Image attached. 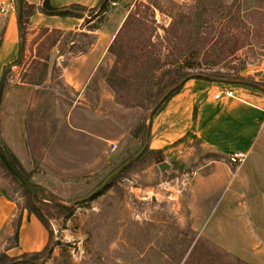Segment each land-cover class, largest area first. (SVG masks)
<instances>
[{
  "label": "rangeland",
  "instance_id": "rangeland-1",
  "mask_svg": "<svg viewBox=\"0 0 264 264\" xmlns=\"http://www.w3.org/2000/svg\"><path fill=\"white\" fill-rule=\"evenodd\" d=\"M11 3L16 12L15 1ZM103 3L102 11H80V16L85 22L93 21L90 29H99L112 16L109 32L118 29L109 34L113 38L101 69L80 73V91L74 92L62 81L60 68L50 71L40 63L23 71L22 58L18 65L14 61L4 78L5 82L19 72L21 79L37 84L27 118L39 149L36 153L40 154L57 131L60 116L69 112L68 131L58 132L51 151L60 154L62 150L63 166L46 168L60 173L59 182L43 187L41 182L50 174L44 168L16 167L25 182L43 189L34 195L51 237V252L28 260L30 264H233L217 257L210 245L219 248L217 242L230 245L239 241L253 251L260 243L264 0ZM137 4L142 5L134 11ZM128 10L129 24L117 35ZM56 39L61 51H70L68 42L72 40L73 51L86 52L95 37L59 33L51 34L47 43ZM186 76L221 78L222 82L211 81L234 91L238 103L261 107L258 127L246 140L251 149L243 151L241 165H230L228 152L214 151L193 135L164 152L147 149L152 116L183 86L186 81L181 84V80ZM47 79L49 83L44 85ZM170 88L173 90L156 105ZM250 94L258 98H250ZM110 142L116 146L113 151ZM142 146L144 150L136 156ZM124 163L127 166L95 196L79 201ZM160 164L167 167L161 170ZM33 174H38V180L29 182ZM0 191L19 209L28 206L29 192L1 166ZM49 195L70 213L47 202Z\"/></svg>",
  "mask_w": 264,
  "mask_h": 264
},
{
  "label": "crops",
  "instance_id": "crops-1",
  "mask_svg": "<svg viewBox=\"0 0 264 264\" xmlns=\"http://www.w3.org/2000/svg\"><path fill=\"white\" fill-rule=\"evenodd\" d=\"M22 1L24 46L20 69L25 71L30 65L40 63H44L50 71L60 68L62 81L72 87L74 92L80 91V73L95 72L103 65V57L113 38L109 34L118 29L117 27L115 32H109L114 21L112 16L99 29H90L93 21L85 22V17L80 16V12L71 16L50 15L42 10L43 0ZM100 2L101 0H47V6L52 9L76 6L91 9ZM2 4L5 12H0V69H5L18 60L19 32L11 0H0V7ZM59 33H84L92 35L95 40L90 43V49L86 52H80V49L73 51L74 41L71 40L68 42L70 51L66 52L60 50L59 39L47 43L51 34ZM48 83V79L44 81V85ZM36 88V82L21 79L19 72L11 74L4 82L0 95V150L15 168L22 166L31 171L34 166L44 168L46 174L50 173L43 179L45 182H41L45 187L48 182H59L60 173L46 168H56L59 164L63 166L62 150L60 154L51 151H54L58 132L62 135L63 130L66 133L68 131L66 121L69 112L66 110L64 117L60 116L62 120L58 122L57 131L52 133L40 154L36 153L39 149L33 141L32 129L27 120L28 111L36 98ZM224 89L230 88L223 83L202 78L187 80L152 116L147 131V149L164 152L188 135L196 136L208 148L221 153L226 151L228 155L251 149L250 142L246 140L250 138L251 131L258 127L262 116L261 107L258 103L257 106L245 101L238 103V97L214 98L215 94H220ZM248 96L258 98L254 94ZM79 98L80 94L77 96ZM64 165H67V157ZM35 180H38V174H33L29 182ZM259 199V224L262 229L259 234L260 243L255 245L257 248L247 251L239 241L230 245L217 242L219 248L226 247L225 252L250 264L264 263V191L260 193ZM48 241L49 232L37 217L25 208L19 209L15 202L0 191V254L14 259L38 253L46 247Z\"/></svg>",
  "mask_w": 264,
  "mask_h": 264
},
{
  "label": "trees",
  "instance_id": "trees-1",
  "mask_svg": "<svg viewBox=\"0 0 264 264\" xmlns=\"http://www.w3.org/2000/svg\"><path fill=\"white\" fill-rule=\"evenodd\" d=\"M103 2H104V0H101L100 4H98L96 7L91 8V9H87V8L81 7V6L80 7L76 6V7H70V8H63V9H52V8L47 6V0H43L42 10L47 14L57 15V16L76 15L77 14L76 12H80V11L88 12V13H94V11L96 9L102 11V9L104 7ZM20 3H21V8H22L23 7V1L20 0ZM141 5L142 4L135 5L134 11H135V9H137ZM130 11L128 12V16L125 18L124 22L122 23L121 28L118 30L117 35L121 34V32H123V28L125 26H127V24H129V13H130ZM196 78H201V77L199 76ZM261 87H262V89L264 88V86H261ZM9 164L18 173V175H20L22 177V175L19 173V171L11 163H9ZM0 166L3 167L1 163H0ZM27 195H28V206L25 209H27L29 212L33 213L38 218V220L43 224V226L47 229L48 227L46 226V223H44V221L42 219V210L39 206L38 201L36 200V196L35 195L30 196L29 193H27ZM46 201L54 204L55 207L59 210L60 209L61 210H68L69 209L66 206H64L62 203L57 201L55 196L49 195L46 198ZM68 213H70V210H68ZM49 235H50V233H49ZM210 248L217 252V257H220V256L222 258L225 257V260L227 261L226 263L233 262V264H247L246 262L240 260L239 258L234 257V256H232L226 252H223L222 250H220V248H218L216 246L210 245ZM50 252H51V237L49 236L48 244L46 245V247L41 252L23 255L19 258H14V259H10L7 256H5L4 254H0V262H1L0 264H30V261L28 259L37 260L38 258L43 257L47 253H50ZM208 264H211V262H209ZM223 264H225V262Z\"/></svg>",
  "mask_w": 264,
  "mask_h": 264
},
{
  "label": "water",
  "instance_id": "water-1",
  "mask_svg": "<svg viewBox=\"0 0 264 264\" xmlns=\"http://www.w3.org/2000/svg\"><path fill=\"white\" fill-rule=\"evenodd\" d=\"M15 1V8H16V17H17V26H18V32H19V56H18V60L16 62V65H18L21 61L22 58V52H23V46H24V37H23V31H22V10H21V3L20 0H14ZM11 66L6 67L3 71L2 74L0 76V95H1V91H2V86H3V82H4V78L7 74V72L10 70ZM211 80L213 81H217V82H222L221 78H214V77H209ZM189 79L188 76L184 77L181 80V84L185 81H187ZM246 85L248 86H252L255 88H260L259 85L251 83V82H245ZM173 90V88H170L169 91L164 94L157 102L156 105L161 104V102L165 99L166 95L168 93H170ZM144 150V146H142V148L139 150V152L137 153L136 156H138L142 151ZM0 163L2 164V166L6 169V171L9 173V175H11L13 177V179L27 192H29L30 194L34 195L37 194L40 191H43L42 188L39 187H33L31 185H29L27 182H25L19 175L18 173L11 167V165L9 164V162L7 161V159L5 158V156L3 155V153L0 150ZM128 163H124L121 166H119L116 170H114L111 174H109L107 176V178L104 180V182L98 186V188H96L94 191H92L89 195L85 196L84 198L79 199V201H85L87 199H89L90 197L94 196L97 192H99L100 190H102V188L104 187V185L112 178L114 177L118 172H120L124 167L127 166ZM167 166L166 164H160L159 168L161 170L165 169Z\"/></svg>",
  "mask_w": 264,
  "mask_h": 264
},
{
  "label": "built area",
  "instance_id": "built-area-1",
  "mask_svg": "<svg viewBox=\"0 0 264 264\" xmlns=\"http://www.w3.org/2000/svg\"><path fill=\"white\" fill-rule=\"evenodd\" d=\"M0 12L3 13L5 12L4 10V5L2 4V7H0ZM220 97L222 98H231V97H235L234 92L231 89H224L220 94H215L214 98L216 99H220ZM116 148L114 143H110L109 144V149L110 150H114ZM245 160V154L242 152H232L229 156H228V161L230 165H241V163H243Z\"/></svg>",
  "mask_w": 264,
  "mask_h": 264
}]
</instances>
